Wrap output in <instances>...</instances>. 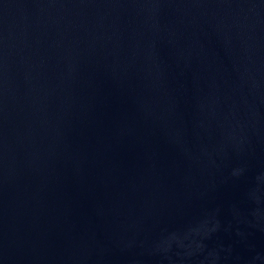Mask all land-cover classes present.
<instances>
[{
  "label": "water",
  "instance_id": "obj_1",
  "mask_svg": "<svg viewBox=\"0 0 264 264\" xmlns=\"http://www.w3.org/2000/svg\"><path fill=\"white\" fill-rule=\"evenodd\" d=\"M0 264H264V0H0Z\"/></svg>",
  "mask_w": 264,
  "mask_h": 264
}]
</instances>
